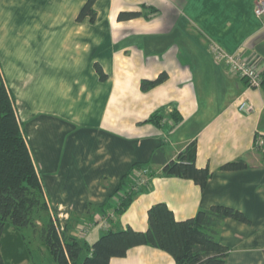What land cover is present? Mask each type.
I'll list each match as a JSON object with an SVG mask.
<instances>
[{
    "label": "crops",
    "instance_id": "obj_1",
    "mask_svg": "<svg viewBox=\"0 0 264 264\" xmlns=\"http://www.w3.org/2000/svg\"><path fill=\"white\" fill-rule=\"evenodd\" d=\"M257 1L94 0V21H78L87 0H0V80L14 98L42 185L43 219L91 245L105 231L106 210L112 230L145 232L147 211L157 203L177 221L225 206L248 222L221 221L216 238L228 251L224 264H264V151L254 148L264 136V90L210 53L214 45L264 72ZM122 12L140 15L120 21ZM160 75L162 82L142 88ZM243 102L249 111L239 109ZM156 113L158 122H149ZM174 113L181 121L172 127ZM190 143L196 166L210 171L203 189L162 175L163 163ZM239 159L245 169H221ZM136 165L149 169L150 183L117 212L116 191L122 179L127 187ZM86 224L82 238L78 228ZM109 264L176 263L142 245Z\"/></svg>",
    "mask_w": 264,
    "mask_h": 264
},
{
    "label": "trees",
    "instance_id": "obj_2",
    "mask_svg": "<svg viewBox=\"0 0 264 264\" xmlns=\"http://www.w3.org/2000/svg\"><path fill=\"white\" fill-rule=\"evenodd\" d=\"M93 4L94 0H87L77 16L78 21L85 17L94 21L96 14ZM139 15V12H122L118 14V20H129ZM97 71L100 80H104L105 76L99 67ZM164 78L165 75H160L153 81L143 82L142 88L149 89ZM260 78V88L264 90V72L260 73ZM172 117L174 127L181 119L175 113ZM158 119L156 113L148 121L157 123ZM195 159L196 146L190 143L175 159L163 163L162 175L192 180L203 189L210 178V171L198 168ZM245 168L246 163L241 159L221 167L227 171ZM142 170H147L148 175L152 176L148 168L136 165L128 175L127 187L123 185L125 181L122 179L116 191L121 192L122 196L115 211L125 210L141 190H133L132 187L134 174ZM47 211L42 185L17 116L14 98L0 80V264L9 262L4 253L3 238L10 234V229L19 228H32L38 233L56 264H109L110 259L124 257L130 248L142 245L166 252L176 264H224L228 251L216 238L217 228L226 218L248 222L241 212L225 206L199 210L194 217L177 221L164 203H157L147 211L148 227L145 232H137L130 227L114 231L110 228L112 219L109 217L107 229L89 245L84 240L68 235L67 226L60 230L52 220L43 219ZM107 211L109 214V210L105 214ZM23 260L24 257H21L19 262Z\"/></svg>",
    "mask_w": 264,
    "mask_h": 264
},
{
    "label": "built area",
    "instance_id": "obj_3",
    "mask_svg": "<svg viewBox=\"0 0 264 264\" xmlns=\"http://www.w3.org/2000/svg\"><path fill=\"white\" fill-rule=\"evenodd\" d=\"M254 14L257 17L264 16V0H258L254 6ZM210 53L212 58L215 61H223L228 68V70L238 77L244 78L247 81L249 87L259 89L261 86V78L260 72L255 69V67L247 60L240 58L239 56H235L229 53L224 52L223 50L219 49L216 46H211ZM240 110H247L251 109V106L245 102H243L239 106ZM254 148L256 151L263 152L264 151V138L258 137L255 140ZM147 170L138 171L134 174L133 177V190H139L148 185L151 176L148 175ZM112 217L109 213L108 217L103 218V229H107L108 221L107 218ZM106 223V224H104ZM89 227V225H88ZM86 231V230H85ZM80 236V235H79ZM81 237V236H80Z\"/></svg>",
    "mask_w": 264,
    "mask_h": 264
},
{
    "label": "rangeland",
    "instance_id": "obj_4",
    "mask_svg": "<svg viewBox=\"0 0 264 264\" xmlns=\"http://www.w3.org/2000/svg\"><path fill=\"white\" fill-rule=\"evenodd\" d=\"M148 183H150V181ZM108 221H106V223H108ZM102 225L103 221H101V226ZM97 226H99V224H96V227ZM89 229L90 228H88V224L83 225L78 228V234L83 238L86 236L88 232L87 230ZM9 231L10 234H6V236L3 238V249L5 256L9 260L8 264H18L16 263L17 261L15 256L24 257V263L20 262V264H25V258L34 264H56L49 253L48 247L40 239L39 234L36 233L32 228H19L14 230L10 229ZM14 239L16 240L15 242L19 244L17 252L11 250ZM87 242L90 243V239ZM19 257L17 258L18 262Z\"/></svg>",
    "mask_w": 264,
    "mask_h": 264
}]
</instances>
